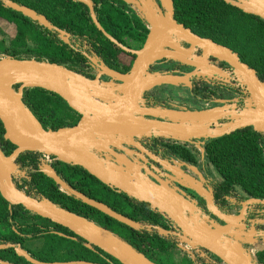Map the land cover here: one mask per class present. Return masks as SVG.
Masks as SVG:
<instances>
[{
  "label": "water",
  "instance_id": "water-1",
  "mask_svg": "<svg viewBox=\"0 0 264 264\" xmlns=\"http://www.w3.org/2000/svg\"><path fill=\"white\" fill-rule=\"evenodd\" d=\"M0 1L5 8L22 14L42 28L54 30L63 44L70 43L69 34L54 28L43 15L10 0ZM73 1L86 6L91 22L107 40L134 57L132 64L128 72L119 73L84 52L83 56L97 66L98 73L90 79L67 66L47 61L0 58L2 139L14 146L9 155L0 148V196L9 208L21 206L29 214L67 229L75 236L69 238H80L87 249L96 248L118 264H154L112 232L42 196L19 189L14 178L23 177L25 172L16 165L17 158L24 153H39L80 167L117 193L147 204L151 211L169 222L172 229L143 226L73 190L52 168H38L59 191L109 218L134 230H154L160 237L203 249L224 264H257L244 246L264 240V221L252 217L253 207H264V200L246 199L239 203L236 215L227 214L215 205L212 187L196 167L187 166L197 176L194 177L181 165L152 152L144 142L157 139L203 145L245 128H252L264 138V80L260 81L256 71L243 63L237 53L178 24L174 20L172 0H157L160 8L154 7L152 0H123L135 8L149 26L139 49L123 46L104 31L91 0ZM222 1L264 22V0ZM194 49L200 50L201 55H193ZM208 58L228 65L240 89L248 95L243 109H238L237 101L210 109L184 111L146 104L143 95L149 91L161 86L190 85L193 77L205 82L230 83L228 72L209 64ZM162 60L182 64L193 71L185 75L150 72L151 66ZM101 76L110 81L100 80ZM28 89H41L58 96L78 115V121L57 130L44 129L22 101ZM185 190L200 198L205 210L186 196ZM257 224L260 226L256 228ZM6 248L13 249L29 264H100L44 263L18 245L0 244V250ZM0 264L11 263L0 260Z\"/></svg>",
  "mask_w": 264,
  "mask_h": 264
},
{
  "label": "trees",
  "instance_id": "trees-1",
  "mask_svg": "<svg viewBox=\"0 0 264 264\" xmlns=\"http://www.w3.org/2000/svg\"><path fill=\"white\" fill-rule=\"evenodd\" d=\"M10 1L43 15L54 28L68 33L69 40L84 37L88 39L93 51L109 68L121 73L129 68L122 66L118 58L122 51L95 28L88 9L83 4L73 0ZM95 1V5L100 4L101 7L94 6V13L107 34L127 47L129 45L122 39L124 26L127 28L125 32L128 38L135 40L140 38L130 32V26L121 11L108 5L106 0ZM172 1L174 18L192 31H199V28L204 26L202 30L207 32L212 27L213 20L224 15L257 18L243 14L222 0ZM0 21L13 25L16 31L15 36L7 41L0 29V55L15 59L47 61L67 66L76 72L75 66L78 67L85 62L83 54L75 50L71 43L63 44L59 41L54 30L48 31L22 14L5 8L1 1ZM260 23L264 27V22ZM140 40L142 42L143 38ZM238 56L242 62L256 71L259 80H264V68L259 73L257 67L245 62L240 54ZM22 101L44 129L57 130L73 126L79 119L58 96L41 89L25 90ZM64 107L71 112V122L59 118ZM2 135L3 128L0 124V148L5 155H9L14 146L5 142ZM171 143L169 141L167 144L165 149L167 153L192 165L197 163L200 156L193 148H188L187 144ZM39 157V153H24L17 158L16 165L25 172V176L22 177L23 183L16 185L19 189L26 187L27 194L42 196L61 208L94 222L128 243L154 264H192L180 254L172 239L160 237L154 230L131 229L59 191L54 182L38 170ZM200 163L205 175L200 174L211 182L215 201L220 207L223 208L224 198L229 196H239L241 200L249 198L264 200V138L251 128L206 141ZM52 169L68 186L87 198L100 202L143 226H161L167 229L166 221L151 211L147 204L117 193L80 167L55 161L52 163ZM59 233L64 236L58 235ZM69 237L75 236L61 226L29 214L21 206L9 208V204L0 196V244L18 245L32 258L44 263L87 261L118 264L96 248L87 249L84 246L85 242L80 238L76 237V240H73ZM29 242H39L41 245L38 249L31 250L26 247ZM174 251L182 256L178 262L174 260ZM0 260L11 264H29L22 257H18L11 248L0 250ZM256 262L264 264V250L256 253Z\"/></svg>",
  "mask_w": 264,
  "mask_h": 264
},
{
  "label": "flooded vegetation",
  "instance_id": "flooded-vegetation-1",
  "mask_svg": "<svg viewBox=\"0 0 264 264\" xmlns=\"http://www.w3.org/2000/svg\"><path fill=\"white\" fill-rule=\"evenodd\" d=\"M91 1L93 4V7L96 5H97L96 6L97 8L101 7L100 4L95 5V3H96L95 0H91ZM106 1H107L108 5L112 6L114 9H117V10L122 12V16L125 17V19L127 20L128 24L130 26V32L136 34L140 38H143L142 42H141L140 38L137 40L128 38L127 33L125 32V31H127V28L124 26V28H123L124 32L122 34V39L123 40L125 39L126 44L129 45L128 48H130V49L141 48V46L145 40V37L148 33V30H149V26L146 23V21L139 18L138 15L134 11H132L131 8L123 0L122 1H120V0H106ZM152 1L154 2V7L160 8L157 0H152ZM245 19H249V18H245ZM250 19H253V18H250ZM254 19H257L259 21V28L263 32L262 34L264 35V30H263L264 27H262L263 25L260 23V21H262V20H260L259 18H254ZM174 20L178 24H181L180 22H178V20L176 18H174ZM183 27H185V26L183 25ZM203 27L204 26L199 28V32H202V31L206 32V30H202ZM185 28H187V27H185ZM187 29H189L193 34H195L201 38L209 39L218 45H222L224 47H227L230 50H232L233 52L237 53V55H239L238 52L236 50H234L231 46H228L226 44H220V43L215 42L214 40L210 39L209 37H205L203 35H200L197 31H192L190 28H187ZM84 41H86L88 43V45L90 46L91 51H92L93 48H92L91 42L88 41V39H85V37L84 38H76L74 40L71 39L70 43L73 45L75 50H77L83 54L85 52L82 49L84 46V44H83ZM180 46H182L184 48H188V45H186L185 43H180ZM92 52H94V51H92ZM192 54L196 55V56H200L201 51L198 49H194L192 51ZM97 57L99 58L100 61H102V59L98 55H97ZM126 57L129 58V63L125 65V63L122 61V66L123 65L129 66V68L122 73L128 72V70L130 69V66L132 64L133 58H134L132 55L122 52V60ZM118 58L121 61L120 56H118ZM208 63L219 68V69L227 71L228 75L230 77V83L227 84V83H221V82H217V81L205 82L201 78L193 77L190 79V85L161 86V87H157V88L149 91L148 93L143 95V97L146 100L145 101L146 104L147 105H153V106H162V107H166L169 109L184 111V110L210 109V108L219 107V106H222L225 104H232V103H235L237 101L236 104L238 106V109H243L244 102L248 98V95L244 94V92L240 89V87H239L238 83L236 82V80L234 79V75L232 74V71L229 69L228 65H226L225 63H222L216 59H213V58H208ZM78 67H79V70H81V71L86 70L83 72L85 73L86 77H88L90 79L94 78L96 76V74L98 73L97 66L92 65L86 58H85V62L82 65H79ZM192 71H193V68L186 67L182 64H179L176 62H171V61H166V60H162L160 62L154 63L150 68V72L170 73V74H174V75H185V74H188ZM117 72H119V71H117ZM119 73H121V72H119ZM100 80L105 81V82L110 81V79L105 77V76H101ZM156 89H158V91L156 92L157 94L156 95L154 94L153 96L152 95L149 96V93L156 90ZM180 93H183V94L187 93V97L181 98L179 96ZM251 130H252V128H251ZM168 142L169 141H166V140L151 139V140L145 141L144 144L152 152H154L157 155L161 156L162 158L168 160L172 164L177 165V163L180 162L181 160L176 159L173 155H171L165 151ZM171 142H172L171 144H174V143L175 144H183V143H176L173 141H171ZM204 144L203 145L199 144L202 149H203ZM195 145H197V144L196 143L195 144L194 143L193 144H187L188 148H193V147H195ZM199 161H202V155H200ZM182 162L184 163V166L182 165L181 168L185 172L191 174L192 176L197 177L196 175H193L190 172V170H188V168H187V166H193V165L187 164L184 161H182ZM194 167L197 168L199 173L204 174L203 167L195 166V165H194ZM205 179L208 181V183L210 184V186L212 187V190H213V186H212L211 182L207 178H205ZM23 180L24 179L22 178V176L14 178V182L16 185H21L23 183ZM185 193H186V196H189V198L191 200H195L197 206H199L203 210H205L204 202L200 198H198L194 193H192L188 190H185ZM213 196H214V191H213ZM234 197H235L234 201L230 200V196L225 197L224 198L225 203H224L223 208L220 207V205L216 203L215 198H214V203L223 212H226L227 214H231V215H236L238 210H240L239 203H241L244 200H241V198L239 196H234ZM252 211L254 213L252 216L254 218V220L264 221V207L254 206ZM166 226H167V229H172V225L167 221H166ZM259 226L260 225L257 224L256 228Z\"/></svg>",
  "mask_w": 264,
  "mask_h": 264
},
{
  "label": "rangeland",
  "instance_id": "rangeland-1",
  "mask_svg": "<svg viewBox=\"0 0 264 264\" xmlns=\"http://www.w3.org/2000/svg\"><path fill=\"white\" fill-rule=\"evenodd\" d=\"M211 26L212 27H210L207 32H197L200 35L209 37L215 42L231 46L243 57L245 62L257 67L259 73L261 72L260 70L264 68V35L259 28V21L257 19H245L238 18L236 16L229 17L224 15L222 18L214 19ZM0 29L4 33L3 38L7 41L11 40L15 36V27L5 21H0ZM119 56L121 58V63L122 61L125 65L129 63V58L126 57L122 60V54H119ZM157 91L158 89L150 92L149 96H153L154 94L156 95ZM179 96L181 98L187 97V93H180ZM59 118L69 120L71 122V112L64 107L62 112L59 114ZM199 148L200 147H193V149L200 156ZM200 162L201 161L198 160L194 165L201 166ZM186 163L190 164L188 162ZM40 245L41 243L39 242H29L26 244V247L31 250H36L40 247ZM181 258L182 256L174 251V260L178 262Z\"/></svg>",
  "mask_w": 264,
  "mask_h": 264
},
{
  "label": "built area",
  "instance_id": "built-area-1",
  "mask_svg": "<svg viewBox=\"0 0 264 264\" xmlns=\"http://www.w3.org/2000/svg\"><path fill=\"white\" fill-rule=\"evenodd\" d=\"M132 11H134L139 18L143 19L141 14L133 7H131L130 5H128ZM144 20V19H143ZM60 41V40H59ZM84 46H83V50L89 55V56H96L97 55L91 51L90 46L88 45V43L86 41L83 42ZM2 57H7L4 55H0V58ZM98 58V57H97ZM99 59V58H98ZM75 70H77V72L82 73L85 75V73L83 71L86 70H79V67L75 66ZM195 147H200L199 145H195ZM199 148V153L200 155L203 154V149ZM56 160L53 157L50 156H46V155H40L39 159H38V165L37 167L39 169L42 168H52V163L55 162ZM177 165H184V163L182 161L178 162ZM22 190L25 192L26 191V187H23ZM234 196H230V200L234 201ZM173 242L176 246V248L178 249V251L180 252V254L185 257L186 259H188L192 264H224L223 262H221L220 260H218L216 257H214L213 255H211L210 253H208L207 251L203 250V249H193L191 247H189L186 244H183L182 242L173 239ZM246 248V250L248 251V253L251 255L252 259H254L256 261V253L258 251L264 250V240H257L256 242H254V244L252 245H247L244 246ZM211 256H210V255Z\"/></svg>",
  "mask_w": 264,
  "mask_h": 264
}]
</instances>
